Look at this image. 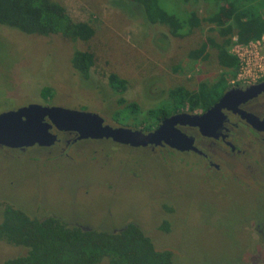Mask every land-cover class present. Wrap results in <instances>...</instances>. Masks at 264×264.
Returning <instances> with one entry per match:
<instances>
[{
  "label": "rangeland",
  "instance_id": "374dc122",
  "mask_svg": "<svg viewBox=\"0 0 264 264\" xmlns=\"http://www.w3.org/2000/svg\"><path fill=\"white\" fill-rule=\"evenodd\" d=\"M57 1L74 20L88 22L94 29L93 37L84 41L60 34H26L0 24V112L30 103L47 104L95 112L110 125L143 130L144 124L152 123L148 111L160 107L171 88H193L201 80L216 78L221 71L210 43L207 58L194 61L189 57L191 49L208 36L217 35L206 23L189 35L177 37L166 25L150 23L142 7L131 0ZM182 6L203 12L205 2L190 0ZM261 37L258 43L238 46L234 35L230 50L249 65L257 64V57L264 59V34ZM77 49L94 53L95 64L88 79L71 64L72 53ZM110 73L127 81L123 93L110 87ZM259 74L257 67L245 68L242 79L235 76L229 80V86L255 84L264 79L257 78ZM45 88L50 90L48 98L41 94ZM131 104H135L136 111L131 110ZM64 145L61 140L50 149L33 146L24 153L9 151L3 156L6 159L0 160V220L6 204L38 218L57 213V188L66 197L58 207L67 202L73 204L84 192L82 187L76 191L67 188L81 178L77 167L94 164L102 170L107 166L113 170V178L133 180L139 188L133 186L119 192L114 202L108 200L110 186H90L92 192L82 195L74 206L92 224L106 220L107 207L114 216L116 213L115 222H122V214L129 215L142 226L157 249L173 252L172 264H264V244H254L260 240V234L253 230L252 236L245 228L248 221L244 219L257 214L250 201L254 195L237 185L238 181L246 185L255 176L251 165L259 164L257 160L262 155L258 151L257 156L251 155L256 152L254 149L240 156L229 149L209 151L214 163L220 166L217 170L190 153L180 155L164 148L150 151L115 145L105 139L81 140L68 145L66 153H62ZM23 175L26 176L21 184ZM154 179L157 185L152 182ZM112 190L116 191L115 187ZM60 212L68 215L69 220L78 214L73 208ZM165 221L171 224L167 229L162 226ZM99 228L105 229V224ZM26 251L24 246L0 239V264ZM98 264H108V260Z\"/></svg>",
  "mask_w": 264,
  "mask_h": 264
},
{
  "label": "trees",
  "instance_id": "16d2710c",
  "mask_svg": "<svg viewBox=\"0 0 264 264\" xmlns=\"http://www.w3.org/2000/svg\"><path fill=\"white\" fill-rule=\"evenodd\" d=\"M131 1L142 7L143 15L150 23L166 25L174 36L189 35L203 23L217 32L215 37L208 36L206 41L191 49L189 57L194 61L204 60L210 43L216 52V63L221 70L219 75L211 80H201L193 88L184 85L171 88L167 100L148 111L152 123L143 125V130L147 131L174 113L184 110L194 113L215 104L230 87L229 80L236 76L240 66L239 58L230 50L233 36L237 42L248 43L264 34V0H226V4L223 0H204L203 12L182 6L190 0H168L167 3L161 0ZM0 24L26 34H60L70 40L85 41L94 35L88 22L74 20L57 0H0ZM71 64L88 79L95 64L94 53L88 49L74 50ZM107 79L113 91H125L127 81L124 78L110 73ZM41 94L48 98L50 90L45 88ZM129 106L132 111L137 110L135 104ZM0 239L27 248L25 254L7 259L2 264H98L103 259H107L108 264L173 262V252L157 249L145 230L136 223H127L115 231L83 229L54 216L31 217L10 204L3 209Z\"/></svg>",
  "mask_w": 264,
  "mask_h": 264
},
{
  "label": "flooded vegetation",
  "instance_id": "af4514ba",
  "mask_svg": "<svg viewBox=\"0 0 264 264\" xmlns=\"http://www.w3.org/2000/svg\"><path fill=\"white\" fill-rule=\"evenodd\" d=\"M231 88L233 87H228L224 92H226L227 90ZM241 88H244V87H241ZM230 106H232V108L235 107L233 104H230ZM236 107L238 110L252 114L254 117L259 119V121H264V91L256 94L255 96L245 101H241ZM204 111L205 110L197 109L194 111V113H202ZM180 112H188V111L184 110ZM222 113L225 118L217 122L219 123V125L217 126L216 130L213 132L211 136L203 135L200 132L199 128L196 126H190V125H179L178 126L181 129V131L185 132L187 135L193 138V146L197 150L190 149V150L180 151L175 148H171L167 145L134 147V146L126 145V144H120L110 139H105V140L111 141L115 145L129 146V148H138V149L145 148V149H149L150 151H154L155 148H164L172 153H177L180 155L185 154V153H190L198 158H201L203 162L206 163L207 167L211 169H217V170L220 169L219 168L220 166H218L217 163H214L211 156L209 155V151H215L216 148H219V151L229 149L230 150L229 152L234 153L235 156H240L243 153H248L246 151L252 152L253 149L256 150V152H253L251 155L257 156L258 155L257 151H258L259 153H261L262 158L257 160L259 162L258 165H251L252 167L251 172H254L255 176L251 177L249 181L247 180L246 185H243L244 182L242 181H238L237 185L244 186L245 188H247L249 192H251L254 195L253 200H250V199L249 200L252 202V205L253 203L255 204L256 206L255 210L257 211V214L256 215L252 214L250 215L251 218L249 217L247 219H244V221H248L245 223L246 225L245 228L249 230L248 233H251L252 236H253V230H256V232L260 234V240L254 244H264V237H263L264 231L260 229L261 227L264 230V123L258 122L257 127H255L251 123L243 119L240 116V114L230 109H227V108H223ZM51 131L58 136V139L53 144L48 145V146L31 145L28 147H9V146L0 144V160L5 161L6 157H3V156H5V154H9V151H12L13 154L14 153L17 154L15 151H20L24 153L26 150H28V148L33 147V146L40 148V149H50L51 147H54L55 145H57L61 140L65 144L62 147V150H61L62 153H66V149L69 147L68 145L71 144L70 146H72L75 142H80L81 140H102V139H93V138L76 139L77 134L76 132H73V131H58L55 128H52ZM244 148H247V150H245ZM12 160L15 161L16 158L15 159L13 158ZM7 164L9 167V157L7 158ZM88 165L77 167L78 171L81 172V178L78 179L76 182H74V184L68 185L67 187L75 191L82 187L81 189H83L84 192L81 193V196L83 195V197H85V195H88L89 193L92 192V190H89L91 189L90 186H94V187L98 186L102 188L106 186L107 187L110 186L108 188V196H109L108 200L113 199L115 202V198L118 199L120 196L119 192L131 189L133 186H136V187L138 186V184H134L135 181L133 180H130L129 182H127L123 178L122 180L120 178L118 179L113 178L111 176L113 175L112 174L113 170L107 166H105L104 169L100 170L97 166H94V164H88ZM25 176L26 175L21 176V179H20L22 181L21 184H23ZM94 180H96V182H94ZM155 181L156 179L152 180V182L154 183ZM157 184L158 183H155V185ZM151 185H153V183H151L150 186ZM113 187H115L116 191L112 190ZM137 188H139V186ZM56 190L57 191L54 193L56 197V199L54 198L55 199L54 208H55V212L57 213H50L40 219L46 218L48 216H54V217H57L65 221L67 224L72 225V226H79L83 229L95 228V229H99L103 231H115L121 228L122 226L126 225L127 223H130V222L136 223L133 220H131L129 215L124 216L123 214L121 215L122 222L120 223L115 222L114 218H117L116 213L114 216L113 215L114 212L107 207L105 214H104L106 220L102 224L101 223L92 224L86 218V216L80 211H78L77 208L74 206V204L78 202L81 196L78 198L75 197L76 199L73 200L74 201L73 204L71 203L69 204L67 202V204H62L61 207H58L57 205L61 203L62 201H64L66 197L64 196L65 194L62 190H58V188ZM94 194L96 193L94 192ZM90 198L92 199L93 196L92 197L90 196ZM72 208L78 212L74 220H69L68 215H64V213L62 214L60 212V211L68 212ZM25 212L31 217H36V216L29 214L27 211ZM104 224H105V229H102V228L100 229L99 227H103ZM168 225H171L170 221H165L162 223L163 228L165 226L168 227ZM249 237H250V234H249Z\"/></svg>",
  "mask_w": 264,
  "mask_h": 264
},
{
  "label": "water",
  "instance_id": "95a60500",
  "mask_svg": "<svg viewBox=\"0 0 264 264\" xmlns=\"http://www.w3.org/2000/svg\"><path fill=\"white\" fill-rule=\"evenodd\" d=\"M264 91V80L244 88L233 87L202 113L177 112L163 118L151 130L126 126H113L95 112L80 111L60 106L30 103L25 106L0 112V144L9 147L51 145L57 135L51 130L76 132V139H110L134 147L167 145L180 151L197 150L193 138L181 131L179 125L199 128L203 135L211 136L223 120L222 109H230L257 127L259 121L252 114L237 109L245 101ZM230 104L235 107L232 108Z\"/></svg>",
  "mask_w": 264,
  "mask_h": 264
},
{
  "label": "built area",
  "instance_id": "2783aa9c",
  "mask_svg": "<svg viewBox=\"0 0 264 264\" xmlns=\"http://www.w3.org/2000/svg\"><path fill=\"white\" fill-rule=\"evenodd\" d=\"M262 38V37H261ZM260 38V39H261ZM235 42L237 43V45L238 46H244V45H247L248 43H251V42H259V39H256V40H254V41H249L248 43H241V42H237V40L235 39ZM233 53V52H232ZM233 54H235V53H233ZM238 58H239V60H240V66H239V69H238V73L236 74V77H237V80H241L242 78H241V72H245V68H248L249 70H253L254 69V67H257V70L259 71V72H261V74H259V76L257 77V78H260L261 76L263 77L264 76V59L262 58V56H259V57H257V59L259 60V62L257 63V64H248V62L247 61H245L241 56H239L238 54H235ZM240 76V77H239ZM248 77H250V74H249V76ZM261 77V78H262ZM260 78V79H261ZM247 81H249V80H247ZM253 82H247V84H252ZM256 83V82H255Z\"/></svg>",
  "mask_w": 264,
  "mask_h": 264
}]
</instances>
